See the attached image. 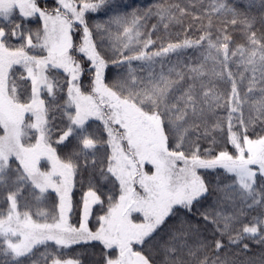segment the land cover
<instances>
[{
    "label": "snow or ice",
    "instance_id": "6c2138e0",
    "mask_svg": "<svg viewBox=\"0 0 264 264\" xmlns=\"http://www.w3.org/2000/svg\"><path fill=\"white\" fill-rule=\"evenodd\" d=\"M55 3L49 10L38 0H0V21L10 25L0 24V264H37L39 246H45L40 254L45 262L81 264L79 258L48 252V243L66 249L93 241L103 246L101 264H264V255L259 260L247 255L251 249L245 242L264 245V32L253 29V18L228 0H213L211 11L229 18L214 25L209 13L195 39L187 34L190 25L182 40L150 50L156 41L143 30L152 15L164 28L182 24L186 15L201 17L170 4L114 15L90 27L86 14L100 11L108 0ZM33 18L42 21L34 34L26 27ZM237 25L243 26L245 43L235 41ZM113 26L119 47L108 55L103 35H112ZM12 38L21 43L10 44ZM37 48L46 54H30ZM187 48L201 50L199 62L185 64L187 71L172 66L165 72L158 58ZM78 53L90 68L82 66ZM236 57L244 65L239 81L251 73L243 95L229 67ZM133 61L143 63L136 69ZM110 63L127 67V75L111 86L105 83ZM16 65L23 72H13ZM145 65L148 75L138 76ZM50 69L67 74L63 84L46 74ZM86 71L87 84L81 79ZM17 79L30 80V91L18 93ZM215 80L230 84L227 94ZM65 89L66 99L60 95ZM93 118L102 122L101 134L91 130ZM53 144L67 151L60 154ZM217 169L223 172L216 173L215 182L206 181L207 170ZM80 173L88 190L76 226L69 214ZM100 181L112 186L109 192ZM49 190L58 197L51 222L47 211L33 213L29 207V197L42 202ZM209 196L217 207L233 211H200ZM94 205L100 209L92 230ZM197 214L214 226L211 238Z\"/></svg>",
    "mask_w": 264,
    "mask_h": 264
},
{
    "label": "rangeland",
    "instance_id": "374dc122",
    "mask_svg": "<svg viewBox=\"0 0 264 264\" xmlns=\"http://www.w3.org/2000/svg\"><path fill=\"white\" fill-rule=\"evenodd\" d=\"M200 0H197L199 2ZM203 6L205 8H209L208 10L212 9L213 5V0H201ZM230 2V0H228ZM190 0H108V3L98 12L96 13H88L86 14V19L89 21V26L92 27L94 24H106V22L113 17L114 15L118 14H127L131 13L132 11H138V12H145L148 9H153L155 10L159 6L167 7L170 4H179L181 7L186 8L190 5ZM56 4L54 5V7ZM199 10V9H198ZM256 11L257 16L261 15V19L258 21H261V24H259V28L264 29V4L260 8H257ZM214 13V12H213ZM219 14V13H215ZM230 17V14H229ZM229 17H224V19H227ZM178 24L175 22L169 23L167 28L163 27V24L159 21L158 17L155 15H152L146 22V28L143 30L145 32L151 33V38L156 41L154 45L151 46L150 50H155L159 47L160 44L166 45L169 42H176L178 40H182L183 37L178 30ZM254 24V21H253ZM152 25H156V30L152 31ZM180 26V25H179ZM177 28V29H176ZM29 29V28H28ZM42 29V28H40ZM32 33L34 34L37 30L39 29H30ZM117 29L115 26L112 27L111 32L112 35L104 34L103 35V48L107 51L108 55H112L114 52L113 46L115 45L116 47H119V42L115 39V33ZM259 34V33H258ZM239 36L243 37L242 33L239 32ZM93 38L97 40L98 42V48L101 46V37L97 36V34L94 32L93 33ZM141 39H144L142 36ZM78 42V34L76 37H74V43ZM21 43L19 39L16 38L15 42L12 44L14 46H18ZM33 43H38V41L35 39V36L33 38ZM245 43V42H243ZM30 54L34 55H43L46 54L42 52L41 49H32L29 50ZM200 51L198 49L194 50H188L185 49L183 51H179V53H169L166 57L163 58H158V61H162L163 64L165 65V72H167V68L172 67V66H177V70H184L187 71V68H184L183 66L185 64L192 65L194 66L199 62L201 59L200 56ZM107 58V57H106ZM143 62L140 61H133L132 67L139 69L140 65ZM145 70L144 71H138L137 75L138 76H143L146 77L148 75V69L147 65L144 66ZM208 67H211V62H209ZM229 67L233 71V73L236 74L237 76V81H239V73L244 72V65L239 64V58H234L233 61L229 62ZM109 69L106 71V79L105 83L109 84L110 86L115 82L117 79L126 76L127 75V67L125 66H120L117 67L115 65H112L111 63L109 64ZM154 68L156 72L158 73L160 71V63H156L154 65ZM15 69H19L20 71H16ZM13 70L17 73L23 72V69L21 66L16 65L13 67ZM219 70V69H218ZM49 71H55L54 74L56 79L63 84L66 78V73H63L62 70H52L50 69ZM48 71V72H49ZM47 74V73H46ZM25 77L27 76V73L24 72L23 74ZM246 79L243 82H240V91L241 95L244 94V91L246 89V85L248 83L247 77L251 75L250 72H245L244 73ZM174 78V77H173ZM82 81L87 84L90 80V78L86 77V75L82 76ZM205 81L208 80V77H204ZM215 83L218 85V90L227 94V92L230 90V84L227 81H220V80H215ZM17 85H18V93H22L25 91H30V80H17ZM256 95L258 96L259 93L257 92ZM42 98L46 99L49 98L45 92L42 91L41 93ZM63 96L66 99V89L63 92ZM24 97L22 96V99ZM219 115L220 117H225L226 116V111L221 109L219 110ZM245 115L247 116V106L245 108ZM212 119H215L213 117ZM66 122V121H65ZM89 123L92 125L91 130H95L97 134H101L103 130V124L99 120H95L94 118L89 121ZM104 136L106 137V133H104ZM56 144H53V147H55ZM229 151H233L231 147L229 146ZM44 163V161H42ZM206 170H201V174H205ZM222 173V169H217L214 171L212 170H207V173L205 174V179L206 181H213L217 179L216 173ZM220 179H227L225 176H221ZM93 184H96L97 181L93 180ZM99 187L102 188V190L107 193L111 189V185L108 184L105 181H100L99 182ZM88 190V185L86 187V190L84 193H86ZM38 192V190H37ZM29 200L31 201L29 207L33 213H35L38 209H43L49 213V222H51L50 217L58 211V209L55 207V204L58 203V197L54 192L49 190V193L45 194V199L42 202H35L31 200V197H29ZM2 199H0V206H2ZM23 203V202H22ZM81 207H82V201H81ZM79 207V208H81ZM200 207V211H205L207 210L208 212H215V211H225L228 213H231L233 211V208L231 206H223V207H217L215 204V198L214 196H209L206 200H202V204ZM79 208H73V212L69 214V223L78 226V221L80 220V211ZM100 209V205H94L92 209V216L89 219V227L92 230H95L97 227V220L96 216L98 213V210ZM195 211V209H194ZM259 208L257 209V212H259ZM102 214V213H100ZM255 215V213H253ZM197 216H199L197 214ZM34 219L37 217L34 215ZM201 225V224H200ZM201 228L203 230V225H201ZM204 235L211 238L213 233H214V226L212 224H209V229L203 230ZM246 243L249 244H254L252 241H246ZM48 252L52 253L53 255L60 256L61 258H79L81 261V264H101V252L103 250V246L97 242H89V243H82V244H76L73 245L70 248L66 249H57V246L54 244V242H49L47 245ZM36 256L34 259L36 260L37 264H51V258L45 262L41 258V253L45 251V246H39L36 250ZM231 253L232 251L229 250ZM250 257H253L257 260L264 255V250L257 245V251L254 254H247Z\"/></svg>",
    "mask_w": 264,
    "mask_h": 264
},
{
    "label": "trees",
    "instance_id": "16d2710c",
    "mask_svg": "<svg viewBox=\"0 0 264 264\" xmlns=\"http://www.w3.org/2000/svg\"><path fill=\"white\" fill-rule=\"evenodd\" d=\"M190 2H191L190 5L188 7H186L188 13H192L193 15H195L197 17H201V19L200 20H194L192 15H186V16L182 17L183 23L178 24V30L180 31L183 38L185 35V31L188 30L189 26L191 25L192 26L191 30H188L187 34L191 38L195 39L196 36L200 34L199 27H200L201 23L204 25L208 24L207 17L209 15V13H211V15H212L214 25H219L220 20L224 19V17H225L220 13L219 14L213 13L211 10H208L209 8H205L203 6L201 0L199 2H197V0H190ZM38 3H40V5L42 7H46L49 10H51V8H53L54 5L56 4L55 0H38ZM229 3L237 11L244 13L245 15H247L250 18H253V21H254L253 29L255 31H257V33L264 32L263 28L261 29L258 27L259 24H261V21H258V20L261 19L262 16L261 15L257 16L258 12L256 11L257 8L261 9V7L264 4V0H230ZM0 24H5L8 27H10V25H8L7 22H5V21H0ZM26 27L29 29H33V30L34 29H40V28H42V21H36L35 18H33L32 21L26 25ZM242 27H243L242 25L233 26V28L236 29L234 31L233 35H234L235 41L237 43L245 42L244 38L239 36V32H241L240 29H242ZM6 30H7V27H6ZM212 30H213V32H215L216 28L214 27ZM79 36H80V34L78 33L77 44L79 43ZM15 40H16V38H12L9 41V43L13 44L15 42ZM230 47H231V45H230ZM187 49L188 50H190V49L194 50L193 48H187ZM183 50H185V49H182L181 51H183ZM236 58H239V57H236ZM77 59L80 60V62L82 63V66L85 69L90 68V64L86 61V58L83 57V54L78 53ZM108 69L109 68H107L105 70V75L107 74L106 71ZM15 70L20 71L19 69H15ZM13 72H15V71L13 70ZM54 73H55V71H49L47 74L51 76ZM84 75H86V77H88V78H91V73L88 71H86ZM234 75H236V74L234 73ZM237 83H238V86L240 88V86H241L240 82L237 81ZM60 95L63 96V93H61ZM47 99H49V98H47ZM57 99L60 101L61 104L64 103V100L60 99V96H58ZM64 99H65V97H64ZM55 147H57V145ZM57 151H58V153L63 155V153L66 152L67 149H65V148H63V146H61V147H57ZM87 185L88 184H87L86 179H85V174H83V173L78 174L76 179H75V185H74L73 190H72L73 208L78 209L79 207H81V197L83 196ZM182 215H185V214L182 213ZM188 218L193 219V217L190 215L188 216ZM196 219L198 220L199 224L203 225V227H204L203 230L209 229V224H211V223H206L205 221L200 219L199 216H197ZM249 245H250L251 251L248 254H254L257 251V245H259L264 250V245H260V244H256V243L249 244ZM229 250L235 251V248H232Z\"/></svg>",
    "mask_w": 264,
    "mask_h": 264
}]
</instances>
